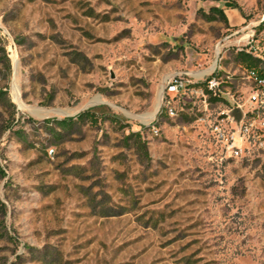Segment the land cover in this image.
<instances>
[{
    "label": "rangeland",
    "instance_id": "374dc122",
    "mask_svg": "<svg viewBox=\"0 0 264 264\" xmlns=\"http://www.w3.org/2000/svg\"><path fill=\"white\" fill-rule=\"evenodd\" d=\"M249 44L264 0H0V264H264V149L228 157L226 104L164 91L215 72L249 110Z\"/></svg>",
    "mask_w": 264,
    "mask_h": 264
},
{
    "label": "built area",
    "instance_id": "2783aa9c",
    "mask_svg": "<svg viewBox=\"0 0 264 264\" xmlns=\"http://www.w3.org/2000/svg\"><path fill=\"white\" fill-rule=\"evenodd\" d=\"M245 52L261 63L258 68L242 67L243 79L250 85L247 102L252 106L245 112H242L239 105L235 108L232 106L233 98L229 104L226 102V96L229 97L230 93L223 88L228 77L218 76L215 72L209 74L197 87L195 83L199 82H192L181 74L173 75L164 86L168 96H181L187 91L196 93L206 110L210 101L226 104V109L218 112L213 120L207 118V123L215 143L228 157L235 159L264 149V120L258 116L259 109H264V48L259 50L249 44ZM165 112L170 117L176 116L170 102L166 103Z\"/></svg>",
    "mask_w": 264,
    "mask_h": 264
},
{
    "label": "trees",
    "instance_id": "16d2710c",
    "mask_svg": "<svg viewBox=\"0 0 264 264\" xmlns=\"http://www.w3.org/2000/svg\"><path fill=\"white\" fill-rule=\"evenodd\" d=\"M231 6V5H227ZM203 17L207 19L208 22L215 21L217 19H220L222 22L227 23V18L224 14L223 9L221 8H212L210 10V14H203ZM236 60L239 64L243 65V68H258L261 66V63L259 60L253 58L251 55L247 54L245 50H241L236 54ZM3 99V96H1L0 93V99ZM164 113V112H162ZM161 113V114H162ZM85 114L79 115L76 119V121H81L83 120ZM55 124L60 127L62 130H67L72 127L74 124V120L72 118L64 119L61 121H56ZM54 135L58 136V134L55 132ZM133 141L134 145L136 146L137 150L141 152V154L144 157H147V152H146V144L141 141L140 135L138 133L130 132L127 137H125V143L126 145L130 142Z\"/></svg>",
    "mask_w": 264,
    "mask_h": 264
},
{
    "label": "bare ground",
    "instance_id": "6f19581e",
    "mask_svg": "<svg viewBox=\"0 0 264 264\" xmlns=\"http://www.w3.org/2000/svg\"><path fill=\"white\" fill-rule=\"evenodd\" d=\"M212 67H213V66H212ZM14 96H15V98H16V95H14ZM159 103H160V96L158 97L157 105H156V109H155V111L157 110Z\"/></svg>",
    "mask_w": 264,
    "mask_h": 264
}]
</instances>
